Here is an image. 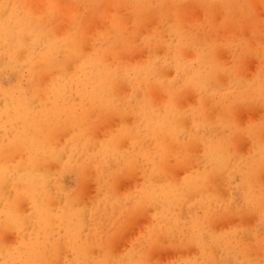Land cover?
<instances>
[{
	"label": "clouds",
	"instance_id": "1",
	"mask_svg": "<svg viewBox=\"0 0 264 264\" xmlns=\"http://www.w3.org/2000/svg\"><path fill=\"white\" fill-rule=\"evenodd\" d=\"M0 264H264V0H0Z\"/></svg>",
	"mask_w": 264,
	"mask_h": 264
},
{
	"label": "rangeland",
	"instance_id": "2",
	"mask_svg": "<svg viewBox=\"0 0 264 264\" xmlns=\"http://www.w3.org/2000/svg\"><path fill=\"white\" fill-rule=\"evenodd\" d=\"M166 254V255H165ZM165 255V256H164ZM171 255V253H163V254H160V258L161 259H165L167 256Z\"/></svg>",
	"mask_w": 264,
	"mask_h": 264
},
{
	"label": "bare ground",
	"instance_id": "3",
	"mask_svg": "<svg viewBox=\"0 0 264 264\" xmlns=\"http://www.w3.org/2000/svg\"><path fill=\"white\" fill-rule=\"evenodd\" d=\"M165 255H166V254H165ZM165 255H164V256H165ZM166 258H167V257H166Z\"/></svg>",
	"mask_w": 264,
	"mask_h": 264
}]
</instances>
